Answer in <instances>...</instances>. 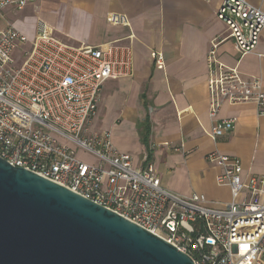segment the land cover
Instances as JSON below:
<instances>
[{"label": "built area", "instance_id": "obj_1", "mask_svg": "<svg viewBox=\"0 0 264 264\" xmlns=\"http://www.w3.org/2000/svg\"><path fill=\"white\" fill-rule=\"evenodd\" d=\"M30 1L0 0V13L22 11ZM216 19L228 36L213 39L206 56L209 116L215 118L224 104H253L264 116L261 81L216 57L227 39L238 60L252 53L264 13L248 0H223ZM108 21L129 26L122 14H109ZM21 46L27 49L17 65L13 55ZM156 64L163 67L161 55ZM132 75V48L119 41L73 47L42 22L32 41L11 26L0 29V157L149 231L194 264H264V177L241 180L237 158L208 154L206 160L221 170L216 185L233 195L224 208H212L203 195L184 197L165 189L152 165L135 168L108 132H90L104 83ZM233 125V119L216 122L210 138L229 134ZM79 152L91 163L80 160Z\"/></svg>", "mask_w": 264, "mask_h": 264}, {"label": "crops", "instance_id": "obj_2", "mask_svg": "<svg viewBox=\"0 0 264 264\" xmlns=\"http://www.w3.org/2000/svg\"><path fill=\"white\" fill-rule=\"evenodd\" d=\"M223 0H31L22 11L6 8L0 29L13 27L32 41L38 22L62 43L98 46L119 41L133 51V75L104 83L89 130L108 132L114 148L129 155L135 168L152 165L162 186L180 196H205L207 206L224 208L233 200L218 187L221 170L209 163L212 152L237 158L241 180L264 177V116L253 104L228 105L209 116L206 56L210 42L226 38L216 19ZM248 2L264 13L263 0ZM122 14L129 26L111 24ZM132 34L134 38L128 39ZM163 57V67L156 57ZM217 60L258 78L264 88V28L255 50L240 60L230 39ZM234 120L229 134L211 139L216 122Z\"/></svg>", "mask_w": 264, "mask_h": 264}, {"label": "water", "instance_id": "obj_3", "mask_svg": "<svg viewBox=\"0 0 264 264\" xmlns=\"http://www.w3.org/2000/svg\"><path fill=\"white\" fill-rule=\"evenodd\" d=\"M163 239L0 157V264H194Z\"/></svg>", "mask_w": 264, "mask_h": 264}, {"label": "rangeland", "instance_id": "obj_4", "mask_svg": "<svg viewBox=\"0 0 264 264\" xmlns=\"http://www.w3.org/2000/svg\"><path fill=\"white\" fill-rule=\"evenodd\" d=\"M25 49H27V47H24V46H21L20 48H18L14 55H13V58L14 60L16 61V64L17 65H20L23 61V52L25 51ZM78 158L80 160H82L83 162H86V163H91V160L86 157L85 155H83L82 153H78Z\"/></svg>", "mask_w": 264, "mask_h": 264}]
</instances>
